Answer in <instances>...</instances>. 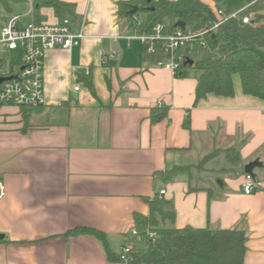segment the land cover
I'll return each instance as SVG.
<instances>
[{
    "label": "crops",
    "instance_id": "crops-1",
    "mask_svg": "<svg viewBox=\"0 0 264 264\" xmlns=\"http://www.w3.org/2000/svg\"><path fill=\"white\" fill-rule=\"evenodd\" d=\"M129 1L139 0H60L74 7L86 37L48 52L45 105L26 115L0 105V264H124L95 236L68 233H104L118 257L137 245L135 215L148 217L153 201L174 213L167 227L243 231L244 264H264V100L245 95L235 75L232 97L196 103L201 72L160 68L163 54H149L141 27L120 12ZM29 3L30 23L59 21L52 8L36 20ZM156 110L166 116L153 123ZM226 149L241 160L220 153L204 162ZM255 160L259 189L245 195V167Z\"/></svg>",
    "mask_w": 264,
    "mask_h": 264
},
{
    "label": "trees",
    "instance_id": "trees-1",
    "mask_svg": "<svg viewBox=\"0 0 264 264\" xmlns=\"http://www.w3.org/2000/svg\"><path fill=\"white\" fill-rule=\"evenodd\" d=\"M28 0H0L6 9L10 2ZM35 18L39 19L41 8H52L59 20L76 19L74 7L60 0H32ZM144 3V4H142ZM141 5L140 11L147 15V20L140 33H150L158 23H167L168 32L184 22L193 32L203 31L207 25L217 19V12L201 0H139L120 3V12L130 20L133 6ZM154 8V10H152ZM237 19L224 22L215 34L205 37L206 47L198 46L192 55L194 68L201 72L196 90V103L208 95L232 97L234 95L233 77L239 75L245 95L264 100V0H258L238 14ZM244 16L251 17V23L242 21ZM2 22L0 19V26ZM190 66H188L189 68ZM80 81L94 92L91 78L81 75ZM24 115L30 109H21ZM164 111H153L152 122L162 121ZM223 153L231 162L241 160L238 149L218 150L205 160ZM203 162V163H204ZM184 169V167H177ZM148 217L135 215V229L144 237L143 246H133L128 254L127 264H244L246 236L239 230L176 229L167 227L166 222H174L173 212L165 211L158 202L150 203ZM156 231L158 237L149 239L148 231ZM81 234L92 235L102 241L110 260L121 262L107 248L104 233L93 229L78 228L68 236ZM122 263V262H121Z\"/></svg>",
    "mask_w": 264,
    "mask_h": 264
},
{
    "label": "built area",
    "instance_id": "built-area-1",
    "mask_svg": "<svg viewBox=\"0 0 264 264\" xmlns=\"http://www.w3.org/2000/svg\"><path fill=\"white\" fill-rule=\"evenodd\" d=\"M217 19L206 26L201 32L190 29L176 28L173 32L166 31L164 23L156 24L150 33L138 35L149 54L161 52L163 60L159 67L170 71L174 76L179 75L192 60L194 50L206 47L205 37L215 34L221 25L239 16L230 15L218 10ZM138 27H143L146 19L139 14L132 19ZM243 23L250 24L251 17L244 16ZM20 17H11L0 26V54L19 51L21 68L18 72L0 71V105H12L20 109H34L46 104L44 89V70L47 54L53 50H71L79 47L86 37L83 29L76 27L74 19L67 18L56 23L32 22L27 26L20 23ZM2 60V58H0ZM79 91L80 88L75 89ZM254 176L246 174L242 184V192L252 195L258 191ZM165 191L161 192L164 195ZM6 196V187L0 176V199ZM137 243H142L144 237L134 228L131 231ZM149 239L155 240L158 233L148 231ZM132 244L126 245L120 255L121 262L127 264L128 254L133 249Z\"/></svg>",
    "mask_w": 264,
    "mask_h": 264
},
{
    "label": "rangeland",
    "instance_id": "rangeland-1",
    "mask_svg": "<svg viewBox=\"0 0 264 264\" xmlns=\"http://www.w3.org/2000/svg\"><path fill=\"white\" fill-rule=\"evenodd\" d=\"M156 1V0H155ZM30 0L24 1V2H10L9 9H6V7L3 4H0V19L3 23L7 19H10L11 17L18 16L20 17V24L23 26H27L31 22V17L28 15V11L30 9ZM214 3L218 6V8L222 11L229 12L230 15H237L243 10H245L247 5V0H214ZM144 4V3H142ZM141 7V6H140ZM140 16H143V12H139ZM166 27V31H168V24L164 23ZM19 51H13L8 53H2L0 54V71L8 72H18L21 68V56ZM189 70L191 68H188ZM186 69V70H188ZM135 243V241H134ZM135 245V244H134ZM138 247H142L143 245L141 243H137Z\"/></svg>",
    "mask_w": 264,
    "mask_h": 264
},
{
    "label": "water",
    "instance_id": "water-1",
    "mask_svg": "<svg viewBox=\"0 0 264 264\" xmlns=\"http://www.w3.org/2000/svg\"><path fill=\"white\" fill-rule=\"evenodd\" d=\"M139 9H140V6L139 5H135V6H133V8L129 12V14L131 16H133L139 11ZM152 10H154V8H152ZM177 28H180V29L184 30V29L187 28V25L184 22H179L177 24ZM187 65H189L190 67H193L194 66V61H192V60L188 61ZM262 166L263 165H262V163L259 160H255V161L249 163L248 165H246L245 172L247 174H250V175L254 176V170L256 168H261Z\"/></svg>",
    "mask_w": 264,
    "mask_h": 264
}]
</instances>
